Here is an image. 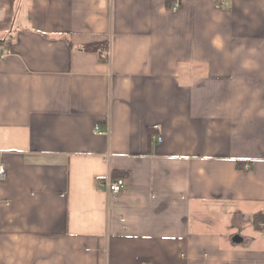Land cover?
Returning <instances> with one entry per match:
<instances>
[{
    "label": "crops",
    "instance_id": "0c3cea01",
    "mask_svg": "<svg viewBox=\"0 0 264 264\" xmlns=\"http://www.w3.org/2000/svg\"><path fill=\"white\" fill-rule=\"evenodd\" d=\"M1 57L0 264H264V0H0Z\"/></svg>",
    "mask_w": 264,
    "mask_h": 264
},
{
    "label": "built area",
    "instance_id": "2783aa9c",
    "mask_svg": "<svg viewBox=\"0 0 264 264\" xmlns=\"http://www.w3.org/2000/svg\"><path fill=\"white\" fill-rule=\"evenodd\" d=\"M174 9L176 10L177 6H175ZM2 58L3 57H1L0 59H2ZM95 130L99 134H102V130L100 129V127H96ZM5 178H6V168L3 165H0V180H4ZM100 187L102 189H104L109 196H116L120 192H122V190L124 189L125 180L121 179V178L114 180V181L108 180L106 182H102Z\"/></svg>",
    "mask_w": 264,
    "mask_h": 264
},
{
    "label": "trees",
    "instance_id": "16d2710c",
    "mask_svg": "<svg viewBox=\"0 0 264 264\" xmlns=\"http://www.w3.org/2000/svg\"><path fill=\"white\" fill-rule=\"evenodd\" d=\"M87 50L89 51H98V46L97 45H89L86 47Z\"/></svg>",
    "mask_w": 264,
    "mask_h": 264
}]
</instances>
